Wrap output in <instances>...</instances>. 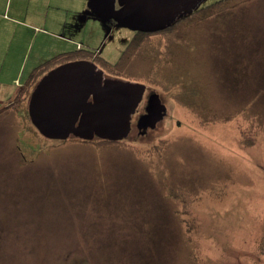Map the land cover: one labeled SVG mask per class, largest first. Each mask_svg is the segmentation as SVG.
I'll return each mask as SVG.
<instances>
[{"label": "rangeland", "instance_id": "obj_1", "mask_svg": "<svg viewBox=\"0 0 264 264\" xmlns=\"http://www.w3.org/2000/svg\"><path fill=\"white\" fill-rule=\"evenodd\" d=\"M214 1L110 40L79 22L88 0H0V88L101 52L105 77L146 85L140 113L150 93L167 108L123 141L49 140L20 88L0 111V264H264V0Z\"/></svg>", "mask_w": 264, "mask_h": 264}, {"label": "water", "instance_id": "obj_2", "mask_svg": "<svg viewBox=\"0 0 264 264\" xmlns=\"http://www.w3.org/2000/svg\"><path fill=\"white\" fill-rule=\"evenodd\" d=\"M206 0H88L80 23L95 19L135 32L154 33L189 16ZM146 85L105 77L89 60L60 65L43 76L28 103L30 121L49 140L71 137L84 141L119 142L132 131V118L144 99ZM167 108L159 94L151 96L139 130L155 128Z\"/></svg>", "mask_w": 264, "mask_h": 264}, {"label": "trees", "instance_id": "obj_3", "mask_svg": "<svg viewBox=\"0 0 264 264\" xmlns=\"http://www.w3.org/2000/svg\"><path fill=\"white\" fill-rule=\"evenodd\" d=\"M218 1V0H217ZM214 1L213 3H211L207 9H211L215 6H217V4L219 3V1ZM205 4V3H204ZM204 4L201 6H199L198 8H196L192 14H190L189 16H186L184 19H181L182 21L183 20H186L188 19L189 17L193 16L194 14H196L202 7H204ZM179 22V21H178ZM176 22V23H178ZM176 23H174L171 27H169L168 29L172 28L173 26L176 25ZM167 30V29H166ZM82 50V49H80ZM79 54V53H78ZM78 54H75V53H65V54H61L51 60H48L46 61L45 63L41 64L40 66H38L33 72L32 74L30 75V78L28 80V82L26 83V86H30L32 83H36L35 86L37 85V83L40 81V79L45 76L49 71L53 70L54 68L60 66V65H63L65 63H68V62H71V61H77V60H83L81 58H77L75 57L76 55ZM91 54V53H90ZM93 54V53H92ZM93 56V55H92ZM91 56V57H92ZM75 57V58H74ZM84 60H88L87 58L84 59ZM37 81V82H36ZM35 86L33 87V89L35 88ZM23 88V87H22ZM33 91V90H32ZM31 91V93H32ZM21 93V92H20ZM20 93L18 92V94L16 95L15 99L18 98V96H20ZM31 93L29 94V98L31 96ZM12 104L9 105V107L11 106ZM7 107V108H9Z\"/></svg>", "mask_w": 264, "mask_h": 264}, {"label": "flooded vegetation", "instance_id": "obj_4", "mask_svg": "<svg viewBox=\"0 0 264 264\" xmlns=\"http://www.w3.org/2000/svg\"><path fill=\"white\" fill-rule=\"evenodd\" d=\"M204 3H202L201 4V6L203 5ZM186 16H183L182 18H180L179 20H177L176 22H178V21H180L181 19H184ZM175 22V23H176ZM171 27V26H170ZM107 29H108V35H107V38L108 39H110V40H112L113 39V37H112V33H113V31L115 30V29H120V28H118V27H116L115 26V24H109V26L107 27ZM168 29V28H167ZM166 30V29H165ZM165 30H161V31H158V32H162V31H165ZM133 33L134 34H137V33H143V32H135V31H133ZM154 33H157V32H154ZM101 52H99V53H97V52H95V53H93V56L92 57H90L91 58V60H89V61H92L93 63H95L96 65H97V67L99 68V66H98V63H97V61L99 60V58H100V54ZM103 71V70H102ZM147 94V88H146V92H145V95ZM155 93H150L149 94V96H148V100H147V102H146V105H145V109H144V111L142 112V113H140V106H141V104L143 103V101H144V99H143V101H142V103L140 104V106L138 107V109H137V111H136V113H135V115L134 116H138V120H137V125H138V122H139V120H140V118H142L143 116H145V115H147V108H148V105H149V101H150V98H151V96H153ZM145 95H144V98H145ZM133 116V117H134ZM143 132V131H142Z\"/></svg>", "mask_w": 264, "mask_h": 264}, {"label": "crops", "instance_id": "obj_5", "mask_svg": "<svg viewBox=\"0 0 264 264\" xmlns=\"http://www.w3.org/2000/svg\"><path fill=\"white\" fill-rule=\"evenodd\" d=\"M62 54H65V53H62ZM14 81H18V79L14 78ZM2 85H4V84H2ZM2 85H1V88H0V111L5 109V108H7V107H9V105L12 104V102L15 99L16 95L18 94L19 89L24 87L26 84L21 86L19 89L12 91V92L5 91L4 88L2 87Z\"/></svg>", "mask_w": 264, "mask_h": 264}]
</instances>
